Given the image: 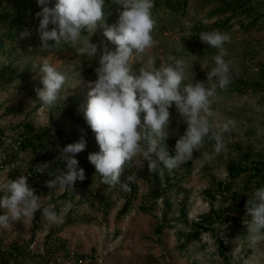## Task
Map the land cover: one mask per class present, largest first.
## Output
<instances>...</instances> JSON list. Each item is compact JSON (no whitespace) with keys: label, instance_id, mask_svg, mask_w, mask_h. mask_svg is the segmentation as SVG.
Instances as JSON below:
<instances>
[{"label":"rangeland","instance_id":"obj_1","mask_svg":"<svg viewBox=\"0 0 264 264\" xmlns=\"http://www.w3.org/2000/svg\"><path fill=\"white\" fill-rule=\"evenodd\" d=\"M181 1L182 4L174 12L166 6L164 0H154L155 7L152 11L157 23L152 35L157 44L148 52L137 55L133 67L136 71L145 68L149 57L156 61L157 67L170 63L168 59L170 56L184 58L190 66L188 79L184 83L191 82L193 75L194 81H205L207 74L215 66L213 56L217 54V50L197 41L196 36L204 29H207L208 32L213 31L211 27L215 23L225 21L226 17L230 15V12L219 15L214 12L216 9L225 3L233 4L238 0ZM260 2L264 4V0H260ZM54 4L55 0L48 7L52 8ZM105 4V23L112 25L118 20V6L115 0H105ZM251 21L252 18L240 12L238 16L230 19L226 28L218 29L231 37V42L225 44L226 56L224 57L230 65V83L224 90L217 88V95L212 98L211 104L214 115L210 120L214 131L230 122L229 130L223 133L225 148L219 154H214L215 140L209 135L205 138L204 147L194 153L193 159L178 168L181 178L176 186L181 192L177 194L176 188H173L169 190L166 197L177 209L179 201L185 194L187 195L185 207L187 223L174 222V219H177V214H168L167 219L171 222L173 229L163 230L161 239L156 242V247L163 250V256H160L161 260L158 261L160 264H264V242L252 244L248 238L246 225L243 223L244 219L248 218L245 206L239 209V214L238 210L234 209V206H238L239 202L248 198V192L243 190V182L239 179L231 183L230 191L227 193L218 192L216 185L218 182H228L227 165L229 162L235 163L246 154L249 155L250 161L257 162L264 159V157L261 158V155H264V93L259 90L254 91L252 83L258 80L262 81L260 65L264 63V18L250 26ZM189 24L191 27H188ZM102 33L103 29H98L92 35L91 42L98 44L101 48L106 47L108 50H114L115 46L108 42ZM13 42L17 44V49L11 54L9 52L0 53V67L11 63L14 70L25 76L23 79L13 80L10 84H0V130L5 132V135L0 139L3 143L1 147L5 152L10 151L11 144L18 137L17 134L22 131L23 125H30L36 130H42L49 126L50 121H53L63 132V136L67 138L80 131V125L65 113L77 103L79 113L84 118L83 110L89 91L86 85L96 79L94 69L98 66L97 61L80 54L78 52L79 44L68 43L42 50L39 36L27 40L17 39ZM8 43L6 41L7 45ZM180 43L183 49L180 47ZM45 60L67 77L59 98L53 106L54 110L44 105L36 94V90L42 88L40 77L43 74L40 67ZM191 65H193L192 68ZM241 82L244 88L238 90L237 86ZM169 111L172 122L166 141H176L183 135L186 125L184 118L179 116L174 105ZM87 144L88 142H86V146ZM205 152L214 154L213 158L206 159L203 155ZM17 154L22 162L21 165L33 163L37 157L29 149L20 152L18 150ZM58 156L61 154H57L56 150L55 158L57 159ZM46 158H48L47 155ZM75 158L77 159L78 156ZM52 159L54 158L50 160ZM80 168L84 169L86 177L84 180L87 179L90 185L85 190L81 187L74 188V194L68 191L69 196L64 201L72 200L73 206L70 210H63L62 202L64 201L52 204L55 206L54 211L57 206L60 207L56 211L59 222L69 218L81 221L82 224L86 223L87 226L99 228L100 225L95 224L94 221L97 219L95 216L100 215L97 207L100 206V198L104 196L109 203L107 214L111 217L115 216L114 226L110 224L105 229L106 243L104 246L107 248L111 245L112 237L115 235L114 227H120L123 237H128L131 235V222L143 221L141 215H138L140 212L135 210L139 207V203H142L147 210H142L143 213L149 214L146 219L148 221L152 219L147 233L143 236V241L150 243L153 236V225L160 220L164 205L161 198L157 200V203L148 201L146 198L153 186V173L157 172L161 179H163V174L160 171L149 170L148 161L142 157L126 165L120 182L134 183L136 185L134 200L137 198L142 200L140 199L139 203L133 200V203L136 204L134 203L133 206L132 203L130 212L119 218L118 212L124 203L122 187H119V184L114 187L103 184L102 178L96 174L94 167ZM60 170L63 171L65 168ZM5 175L9 177V174L0 169V177ZM127 177H131V179L129 180ZM29 186L31 185L29 184ZM31 188L33 189V187ZM249 188L253 189L254 185ZM63 192L65 191L57 187L49 189L47 193L43 192V194L34 191V194L43 196L42 201L46 208ZM92 192L94 195L91 194ZM233 194L236 196H232ZM209 195L214 197L212 201ZM211 209L220 212V218L214 221L210 232L201 234L199 240L190 244L183 254H179L176 250L183 242V238L179 234L190 231V224L200 221ZM230 216L235 217L237 221L233 222L227 219ZM59 222L56 227L59 226ZM40 224H45L47 227L52 225L44 216ZM83 228L89 229L85 226ZM166 239H170V242H166ZM219 241L223 243L222 250L227 261L219 253ZM145 256L147 255H100L99 264H144ZM27 262L29 263V261ZM81 264H89V261Z\"/></svg>","mask_w":264,"mask_h":264},{"label":"clouds","instance_id":"obj_2","mask_svg":"<svg viewBox=\"0 0 264 264\" xmlns=\"http://www.w3.org/2000/svg\"><path fill=\"white\" fill-rule=\"evenodd\" d=\"M37 3L42 6L35 14L42 50L62 43L79 44L80 54L97 61L96 79L86 85L89 91L83 116L99 147V152L90 153L87 159L103 184L113 187L121 184L124 191H130L128 183L120 182L126 165L142 157L148 161L151 171H172L192 160L209 135L215 140L214 154L225 148L223 133L229 130L230 122L214 131L210 118L214 115L211 104L217 88L224 90L230 83V65L224 58L225 44L231 42L229 34L219 30L199 34L200 42L217 50L213 56L215 66L205 81H194L193 75L191 82L184 83L190 67L184 58L170 56V63L157 67L156 61L149 57L145 68L136 71L133 67L137 55L148 52L157 44L152 35L157 23L152 11L154 0H115L118 20L112 25L105 23V0H55L52 8L44 6L48 0H37ZM98 29H103V36L115 46L114 50L91 42ZM30 35L31 32L25 29L20 39ZM180 47L183 49L181 43ZM40 71L42 88L36 90L37 98L44 105L53 107L67 77L47 60ZM173 105L184 118L186 128L176 140L175 155H170L166 140L172 122L169 109ZM85 150L83 135L77 142L61 148L65 170L58 168V175L48 179L46 187H59L74 194L75 182L86 178L75 157ZM214 154L203 153L206 159H212ZM49 166L50 163H41L34 169L36 173L51 175L47 171ZM28 178L26 175L15 180L8 179L7 175L0 177V210L3 211L0 228L12 227L17 221H31L38 211L41 212L43 197L34 194ZM62 203L64 211L73 206L71 201ZM54 207L49 205L41 213L53 224L59 222ZM245 208L248 218L243 223L250 242H264V187L253 192Z\"/></svg>","mask_w":264,"mask_h":264},{"label":"trees","instance_id":"obj_3","mask_svg":"<svg viewBox=\"0 0 264 264\" xmlns=\"http://www.w3.org/2000/svg\"><path fill=\"white\" fill-rule=\"evenodd\" d=\"M166 6H168L172 11H177L180 4H182L181 0H164ZM53 0H48V3L44 6H49ZM260 2V0H238L237 2L230 4L225 3L222 6H220L218 9H216L214 12L218 13L219 15H225L226 12H230V15L226 17L225 21H218L211 27L214 29L219 28H226L228 22L232 17L238 16L240 12L245 13L248 17L252 18V21L249 23V25L257 24L260 20L264 18V4ZM184 4V3H183ZM40 5H38L37 0H0V53H6L9 52L11 54L14 50L17 49V44H14V40L20 39V34L25 29H28L31 32V35L23 38L21 40H27L35 38V36H38L37 29L39 26V21L36 19L35 14L39 11H41ZM51 25L49 26V30H51ZM207 29L202 30L201 32H206ZM200 32V33H201ZM208 32V31H207ZM197 34L196 38L197 41H199V34ZM6 41H8V45L6 44ZM49 44L52 45L53 42L49 41ZM63 43L61 44V46ZM260 67L262 69L260 70V78L262 81H253V88L254 91H260L264 93V63H261ZM25 76L24 74L19 73L18 71L14 70L11 63L7 65H1L0 67V84L6 85L13 82L15 79H23ZM244 88L243 83L241 82L240 85L237 86L238 90H241ZM52 110L55 108L51 107ZM66 115L72 117L75 122H77L78 125H80V131L77 133H73L71 137L67 138L63 136V132L60 130L57 125L53 123V121H50L49 126L47 128H44L42 130H36L30 125H23L22 131L17 134L18 137L22 138V141L20 143V151H26L29 149L31 152H33L35 155L39 154L41 155V158L36 157L35 162L27 164L26 165V174H31V178H28V184H34L35 179V166L42 163H50V159L54 158L55 160L50 163L48 170V173H51V176L45 178V182L48 179H53L55 175H58L57 169L64 168V164L62 163V157L58 156L57 159L55 158L56 150L57 154H61L60 149L64 146L77 142L81 135H83V138L88 142L86 146V150L79 153L77 156V160L79 162V167H85L87 169L94 167L92 166L87 157L90 153H96L99 152V147L95 141V134L91 131L90 127L87 125L85 119L81 117L79 110H78V104L75 103L72 105L65 113ZM82 130V131H81ZM5 135V132L3 130H0V139ZM14 141V140H13ZM175 140L166 141V144L168 146V151L170 155H175L174 147H175ZM3 143L0 141V146ZM55 150V151H54ZM261 154V153H260ZM46 155L48 158H46ZM82 156V158H81ZM264 155H261V158H263ZM249 155L243 156L239 161L237 162H229L227 165V173H228V182H218L217 188L218 192H229L231 188V183L238 181L239 179L243 182V190L248 192V198L251 197L253 192L263 187L264 185V159L261 161H250ZM9 159L13 162H16L18 159L17 157H14L12 155H9ZM19 167H17L16 170H11L9 173L10 178H16ZM87 171V170H86ZM171 172V176H170ZM170 172H167L166 169L163 171V179L159 176L157 172L153 173V186L150 188L148 192V197L146 200L152 201L153 203H157L158 199H162L164 208L161 210V218L158 221L157 226L155 227L154 233L156 235H160L163 230L168 229L172 230L173 226L171 225V222L168 221L167 217L169 213L177 214V219H174L175 221H181L183 223H187V213H186V203H187V195L185 194L183 199H181L178 203L177 209L173 207V204L170 202L169 198L166 197V194L169 192V190L176 188V193L180 194V189L177 185L178 180L181 178V174H179V170L174 169ZM163 180V185L162 184ZM41 184V189L43 192L47 193L48 188L46 187V184ZM130 187V193L124 191L122 192V196L124 197V203L122 205V208L118 212V217H124L126 216L131 209L133 200L136 196V185L132 182H129ZM90 185L89 181L83 180L76 181L74 188L81 187L83 190L88 188ZM253 189H250L249 187L253 186ZM119 187L121 185L119 184ZM133 190V191H132ZM94 195V193H91ZM235 194V193H234ZM232 196H236V195ZM227 195V194H225ZM69 196L68 191L63 192L61 196L57 198V200H52L51 204L59 203L60 201H64ZM210 200L212 201L214 199L213 196L209 195ZM239 202L238 206H234V209H237L239 214V209H241L243 206L246 205V201ZM69 201L72 202L70 199ZM100 206L102 210H109V203H107V199L103 196L100 198ZM99 206V207H100ZM60 209L59 206L55 208V211H58ZM145 210V207L143 208ZM221 216L220 212H215L214 209H211V211L200 221L193 222L190 224V231L187 233H180L179 236L183 238V242L179 244L177 247V252L179 254H183L185 250L188 248L190 244L193 242L199 240L201 234L210 232L211 227L215 220L219 219ZM227 219L236 222L237 219L233 216L228 217ZM38 220V214L35 216V220ZM89 221V219H88ZM173 223V221H172ZM65 226L68 224V222L65 221ZM239 224V223H238ZM38 226L36 224H33V230L37 229ZM51 232L48 234L49 239L51 240ZM219 253L221 254L222 258L227 261V258L222 250L223 243L219 241ZM50 247V245H49ZM56 247V246H55ZM53 248V252L58 250L56 248ZM61 248V247H59ZM49 250V253L52 252ZM10 257L14 260V262H18L19 259H21L22 255L20 253L22 252V249L19 248L18 245H14L10 249ZM14 255H17V258L14 259ZM0 261L3 262L2 258L0 257Z\"/></svg>","mask_w":264,"mask_h":264},{"label":"crops","instance_id":"obj_4","mask_svg":"<svg viewBox=\"0 0 264 264\" xmlns=\"http://www.w3.org/2000/svg\"><path fill=\"white\" fill-rule=\"evenodd\" d=\"M140 199L137 198L134 201L138 202ZM138 206L135 205L137 207L135 210L137 209L140 212L138 215H141L143 221L136 220L131 222V235L128 237H123V233L120 232V227H114L115 235L112 237L111 245L105 248V229L110 224L114 226L113 220L115 217L107 214L108 210H102L101 206L97 207L100 215L95 216L97 219L94 222L100 225L99 228L87 226L86 223L82 224L81 221L78 222L69 218L61 220L58 227H56L57 223H52V225L47 227L45 224H40V221L43 219V215L41 214L44 208L43 202L41 212L38 211L36 213L38 214L37 221H34L35 218L31 221H17L13 222L12 227L0 228V257L3 260V262L0 261V264H81L87 260L89 264H99L100 255H147L144 257V264H160L158 261L161 260L160 256H163V250L156 247V242L161 239V234L156 235L154 233L158 223H154L153 225L151 242L145 243L143 236L147 233L152 219L150 221L146 219L148 218L146 216L149 214L143 213L144 206L142 203H139ZM144 211L147 210L145 209ZM2 214L3 211L0 210V215ZM65 221L68 222L66 226L64 224ZM33 224H36L38 228L33 230ZM118 225L121 226V224ZM83 226L89 227V229L83 228ZM50 232L52 234L51 240L48 236ZM33 240H36L40 246L45 248L43 253H38L36 250L29 248ZM165 241L170 242V239H166ZM14 245H18L22 249L20 253L22 255L21 259L19 257L17 258V255H14V259H19L18 262H14L10 257V249ZM54 247L58 250L53 252ZM49 250L52 252L49 253Z\"/></svg>","mask_w":264,"mask_h":264},{"label":"built area","instance_id":"obj_5","mask_svg":"<svg viewBox=\"0 0 264 264\" xmlns=\"http://www.w3.org/2000/svg\"><path fill=\"white\" fill-rule=\"evenodd\" d=\"M22 141V138L21 137H16V140L13 141V143L11 144V147L12 149L10 151H6L4 150L3 147L0 146V169L9 174L11 172V170H16L17 167L20 166L19 168V171H18V174L16 176V178H18L20 175H26V176H29V178H31V174H26V165L23 164L21 165V160H19L18 158V150L20 152V143ZM9 155H12L14 157H17V161L16 162H13L9 159ZM38 158H41V155L37 154L36 155ZM55 159H52L50 160V163L53 162ZM49 161V160H48ZM47 161V163H48ZM42 162H40L41 164ZM48 171V170H47ZM35 183L34 184H30L31 186L30 187H33L34 191H38L39 194H43V190L41 189V184L45 182V178H47L48 176L50 177L51 175H47L46 173L45 174H41V173H35ZM16 178H10L8 177V179H11V180H15ZM128 193L130 191H127ZM29 248L31 250H36L38 253H43L44 252V247L43 246H40L39 243L36 241V240H33L31 242V244L29 245Z\"/></svg>","mask_w":264,"mask_h":264}]
</instances>
